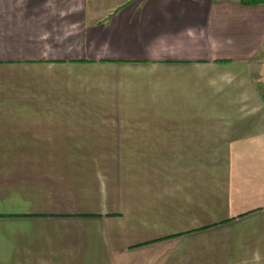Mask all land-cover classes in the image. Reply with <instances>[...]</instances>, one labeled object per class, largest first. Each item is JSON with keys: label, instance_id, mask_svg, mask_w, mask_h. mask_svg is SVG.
I'll return each instance as SVG.
<instances>
[{"label": "crops", "instance_id": "crops-1", "mask_svg": "<svg viewBox=\"0 0 264 264\" xmlns=\"http://www.w3.org/2000/svg\"><path fill=\"white\" fill-rule=\"evenodd\" d=\"M41 2L0 0V264H264V0Z\"/></svg>", "mask_w": 264, "mask_h": 264}, {"label": "rangeland", "instance_id": "rangeland-1", "mask_svg": "<svg viewBox=\"0 0 264 264\" xmlns=\"http://www.w3.org/2000/svg\"><path fill=\"white\" fill-rule=\"evenodd\" d=\"M57 1H59V0H42L41 5H44V7H45L46 5H48V4L52 5V4H54L55 2H57ZM62 1H63V0H62ZM46 11H47V10H46Z\"/></svg>", "mask_w": 264, "mask_h": 264}, {"label": "trees", "instance_id": "trees-1", "mask_svg": "<svg viewBox=\"0 0 264 264\" xmlns=\"http://www.w3.org/2000/svg\"><path fill=\"white\" fill-rule=\"evenodd\" d=\"M247 2H248V1H247ZM251 3H253V4H254V3L257 4V3H259V2H251Z\"/></svg>", "mask_w": 264, "mask_h": 264}]
</instances>
